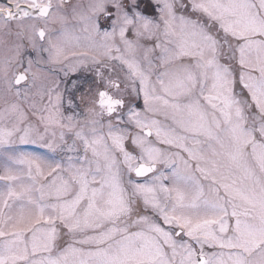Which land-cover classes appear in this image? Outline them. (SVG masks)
Listing matches in <instances>:
<instances>
[{
    "label": "snow or ice",
    "instance_id": "6c2138e0",
    "mask_svg": "<svg viewBox=\"0 0 264 264\" xmlns=\"http://www.w3.org/2000/svg\"><path fill=\"white\" fill-rule=\"evenodd\" d=\"M0 264H264V0H0Z\"/></svg>",
    "mask_w": 264,
    "mask_h": 264
}]
</instances>
